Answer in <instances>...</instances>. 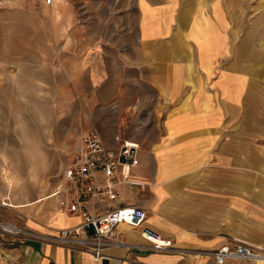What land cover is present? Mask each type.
Segmentation results:
<instances>
[{
	"label": "crops",
	"instance_id": "1",
	"mask_svg": "<svg viewBox=\"0 0 264 264\" xmlns=\"http://www.w3.org/2000/svg\"><path fill=\"white\" fill-rule=\"evenodd\" d=\"M57 0L46 6L57 67L91 109L110 147L140 144L138 193L146 226L174 244L153 251L122 226L131 248L95 262L53 239L82 224L60 207L31 208L22 264H217L212 253L264 248V3L259 0ZM95 209L94 204H89ZM225 264H255L227 261Z\"/></svg>",
	"mask_w": 264,
	"mask_h": 264
},
{
	"label": "rangeland",
	"instance_id": "2",
	"mask_svg": "<svg viewBox=\"0 0 264 264\" xmlns=\"http://www.w3.org/2000/svg\"><path fill=\"white\" fill-rule=\"evenodd\" d=\"M51 24L43 0H0V264H22L21 244L34 234L36 205L13 206L54 192L98 125L57 67Z\"/></svg>",
	"mask_w": 264,
	"mask_h": 264
},
{
	"label": "built area",
	"instance_id": "3",
	"mask_svg": "<svg viewBox=\"0 0 264 264\" xmlns=\"http://www.w3.org/2000/svg\"><path fill=\"white\" fill-rule=\"evenodd\" d=\"M56 1L43 0L47 6ZM116 140L119 146L110 147L98 132L90 131L72 151L54 195L67 194V198L60 200V207L70 214H79L83 222L59 230L53 239L100 262L107 257L108 250L132 247L119 232L125 226L140 231L155 252L174 250L171 240L146 226L148 214L143 206L119 203L123 189L138 193L146 182L135 175L140 166V144ZM90 203L96 206L94 210ZM212 255L217 264L227 261L264 264V248L244 243L224 245Z\"/></svg>",
	"mask_w": 264,
	"mask_h": 264
},
{
	"label": "bare ground",
	"instance_id": "4",
	"mask_svg": "<svg viewBox=\"0 0 264 264\" xmlns=\"http://www.w3.org/2000/svg\"><path fill=\"white\" fill-rule=\"evenodd\" d=\"M13 206V205H12ZM8 229V231H11V232H20V230H18L17 228H15L14 226H7L6 227ZM22 232V231H21Z\"/></svg>",
	"mask_w": 264,
	"mask_h": 264
}]
</instances>
